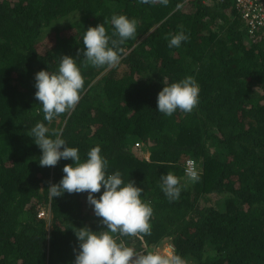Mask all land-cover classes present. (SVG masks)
I'll return each mask as SVG.
<instances>
[{
	"label": "trees",
	"instance_id": "1",
	"mask_svg": "<svg viewBox=\"0 0 264 264\" xmlns=\"http://www.w3.org/2000/svg\"><path fill=\"white\" fill-rule=\"evenodd\" d=\"M233 3L0 0V264H73V229L106 228L87 193L50 197L49 183L72 161L40 166L28 135L37 122L49 135L62 129L82 161L99 146L106 175L119 170L143 189L151 235L122 237L128 246L143 252L168 242L187 264H264V34H246ZM114 13L137 21L136 38L121 45L116 67H84L77 50L85 30L108 21L111 35ZM181 31L189 39L170 48L169 34ZM60 55L77 59L84 88L75 109L49 123L35 73L58 70ZM187 76L199 85L193 111H157L163 84ZM187 160L198 182L187 180ZM168 172L186 185L175 201L160 187ZM44 210L49 225L38 216Z\"/></svg>",
	"mask_w": 264,
	"mask_h": 264
},
{
	"label": "clouds",
	"instance_id": "2",
	"mask_svg": "<svg viewBox=\"0 0 264 264\" xmlns=\"http://www.w3.org/2000/svg\"><path fill=\"white\" fill-rule=\"evenodd\" d=\"M139 2L167 6L169 0ZM106 23L108 21L94 27L88 26L85 30L82 37L84 48L77 50V56L82 52L84 67H116L121 61V45L137 36V21L124 14L111 15V35L104 26ZM169 37L170 48L179 47L182 41L189 39L183 31L170 33ZM163 85L157 94V111L171 116L178 109L191 113L198 105L199 85L192 76ZM35 88V98L42 105L44 120L49 123L54 117L74 110L84 88V78L77 66V59L60 55L58 70L50 72L41 69L35 73ZM28 135L41 150L40 166L54 167L61 159L72 161L63 166L64 175L58 183H49L50 197H59L64 192L87 193V203L93 206L95 216L100 218L99 223L106 226L99 231H93L88 226L73 229L79 245L78 250L74 249L73 264H186L174 251L138 252L122 239L150 236L149 221L153 208L150 201L141 199L143 189L137 187L132 179L125 183L119 170L106 175L108 161L101 156L99 146L92 147L87 152V158L82 161L78 148L67 146L62 139V129H54L49 135L45 124L37 122ZM141 148L137 150L141 151ZM143 157L148 159V152ZM185 176L189 182L200 180L195 161H187ZM161 181L160 187L169 201L178 200L181 188L186 185H181L180 179L172 172L161 175ZM95 193H100L99 198L93 195ZM43 212L40 211L38 216L41 217Z\"/></svg>",
	"mask_w": 264,
	"mask_h": 264
},
{
	"label": "built area",
	"instance_id": "3",
	"mask_svg": "<svg viewBox=\"0 0 264 264\" xmlns=\"http://www.w3.org/2000/svg\"><path fill=\"white\" fill-rule=\"evenodd\" d=\"M204 2H212L221 4L226 0H203ZM233 6L238 12V16L244 26V29L251 37L264 34V0H233ZM136 149H140L142 143L136 141L134 143ZM189 161V160H187ZM186 161V164H187Z\"/></svg>",
	"mask_w": 264,
	"mask_h": 264
},
{
	"label": "rangeland",
	"instance_id": "4",
	"mask_svg": "<svg viewBox=\"0 0 264 264\" xmlns=\"http://www.w3.org/2000/svg\"><path fill=\"white\" fill-rule=\"evenodd\" d=\"M143 154H145V152H143ZM147 154V152H146ZM41 217L42 218H46L47 219V225H49V215H47V213H45V210L44 212L41 214ZM154 251H159L161 253H164V252H167L169 250L172 251V248H171V244H169L168 242H163V244H161L160 246H157L155 247V249H153ZM152 250V251H153ZM187 264V263H186Z\"/></svg>",
	"mask_w": 264,
	"mask_h": 264
}]
</instances>
